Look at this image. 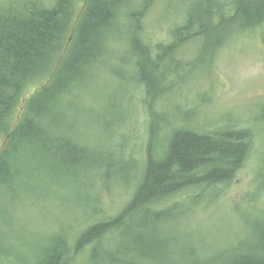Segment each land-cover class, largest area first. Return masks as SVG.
<instances>
[{"label":"trees","instance_id":"16d2710c","mask_svg":"<svg viewBox=\"0 0 264 264\" xmlns=\"http://www.w3.org/2000/svg\"><path fill=\"white\" fill-rule=\"evenodd\" d=\"M154 1L22 0L17 6L0 5V133L5 137L0 187L18 183L13 164L16 159L26 164L35 150L56 172L53 178L76 182L93 177L90 185L97 191L85 200L91 212L81 221L84 227L55 229L29 254L5 251L3 264H77L83 258L85 264H264V223L247 246L215 249L189 221L202 199L214 201L235 179L254 131L197 126L195 104H177L174 112L158 107L167 89L177 93L183 87L184 71L199 58L177 54L178 49L193 39L209 42L212 32L222 28V37L214 40L217 52L264 23V0H197L199 10L182 7L166 39L151 43L143 20ZM124 45L128 81L141 91L139 102L146 112L142 149L134 154L123 145L92 148L79 129L64 130L72 98L90 72L102 68ZM144 59L151 69L141 64ZM165 61L178 70V87L171 69L159 70ZM41 77L45 82L28 92L12 125L21 96ZM105 102L95 119L108 139L107 129L119 127L128 110L125 101ZM94 110L79 103L74 119L89 128V117L79 112ZM106 113L112 116L106 115L112 123L108 128L100 121ZM170 126L178 129L171 131ZM101 165L106 169H99ZM113 191L121 204L107 210L104 201ZM167 229L171 234L161 235Z\"/></svg>","mask_w":264,"mask_h":264},{"label":"rangeland","instance_id":"374dc122","mask_svg":"<svg viewBox=\"0 0 264 264\" xmlns=\"http://www.w3.org/2000/svg\"><path fill=\"white\" fill-rule=\"evenodd\" d=\"M21 1L0 0V5L17 6ZM51 1L45 0L46 3ZM199 4L197 0L154 1L143 20L144 32L150 42L166 39L182 7L186 11L199 10ZM218 36L222 37V28L217 33L212 32L209 42L193 39L178 49L177 54L199 58L184 71L186 81L183 87L177 93L174 88L167 89L162 97L163 102L158 105L174 112L177 104L182 108L195 104L198 113L193 123L197 126L208 129L242 126L254 131L249 154L232 183L214 201L202 199L189 215L193 227L205 236V243L215 249L247 246L252 233L264 223L261 219L264 218V23L255 30L241 33L236 39L227 41L216 52L214 40ZM124 50L125 45L122 50L115 51L102 68L90 72L80 91L72 98L70 115L65 121L74 130L79 129L83 141L92 148L123 145L125 152L131 149L134 154L136 149H142L146 112L139 102L141 91L133 89L128 81L131 69L126 64L129 55ZM211 53L215 54V59L209 57ZM141 64L146 69L152 68L145 59ZM175 68L173 63L165 61L159 70L171 69L175 86L178 87L179 72ZM114 71L122 78H118ZM44 79L41 77L35 84L28 86L26 94L21 96L11 117L12 125L17 121L20 104L28 92L31 93L44 83ZM113 98L120 103L126 102L128 115L125 114L119 127L114 125L112 131L107 129L110 132L107 139L105 131L100 132L95 116L101 105ZM79 103L82 107L95 109L89 113L79 112L82 117H89V128L83 124L81 126L74 119ZM115 110L112 111L110 122L114 120ZM106 115L112 117L109 113L101 114L100 121L108 128L112 123H108ZM4 140V135L0 133V147ZM32 152L35 155L26 164L16 159V164L12 166L17 172L18 183L8 188L0 187V264H3L8 252L29 254V249L42 242L55 229L77 228L81 224L80 228L84 227L86 223L81 221L91 212L85 200L97 194L90 185L93 177L76 182L53 178L56 172L51 170L49 162L37 151ZM120 204L121 197L114 191L104 201L107 210L117 208ZM168 234H171L170 229L161 233ZM86 257L88 261V254ZM82 261L84 258L77 264H85Z\"/></svg>","mask_w":264,"mask_h":264},{"label":"bare ground","instance_id":"6f19581e","mask_svg":"<svg viewBox=\"0 0 264 264\" xmlns=\"http://www.w3.org/2000/svg\"><path fill=\"white\" fill-rule=\"evenodd\" d=\"M181 19H182V18H181ZM71 127H72V126H71L70 124H67V125L65 126V129H64V130H65V131H70V129H72ZM177 129H178V127H176V126H170V127H169V130H171V131H172V130H177ZM84 147H86L85 144L83 145V148H84ZM99 155H102L103 157H106V156H107V154L105 153V151H100V154H99ZM107 160L110 161V162H112V161H113V158L110 157V158H108ZM120 161L123 163L125 160H120ZM99 169H106V167H105L104 165H101ZM145 232H148V231H145ZM258 249H259V248H258Z\"/></svg>","mask_w":264,"mask_h":264}]
</instances>
